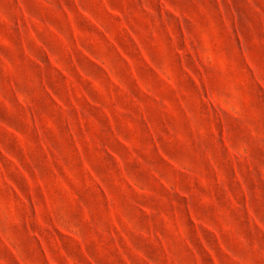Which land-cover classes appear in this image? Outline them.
I'll use <instances>...</instances> for the list:
<instances>
[{
  "label": "clouds",
  "instance_id": "1",
  "mask_svg": "<svg viewBox=\"0 0 264 264\" xmlns=\"http://www.w3.org/2000/svg\"><path fill=\"white\" fill-rule=\"evenodd\" d=\"M0 264H264V0H0Z\"/></svg>",
  "mask_w": 264,
  "mask_h": 264
}]
</instances>
